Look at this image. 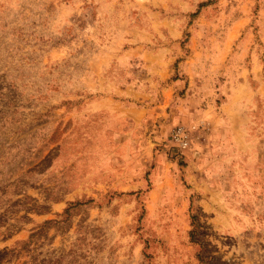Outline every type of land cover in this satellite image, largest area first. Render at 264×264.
<instances>
[{
  "label": "rangeland",
  "instance_id": "1",
  "mask_svg": "<svg viewBox=\"0 0 264 264\" xmlns=\"http://www.w3.org/2000/svg\"><path fill=\"white\" fill-rule=\"evenodd\" d=\"M0 264H264V0H0Z\"/></svg>",
  "mask_w": 264,
  "mask_h": 264
},
{
  "label": "built area",
  "instance_id": "2",
  "mask_svg": "<svg viewBox=\"0 0 264 264\" xmlns=\"http://www.w3.org/2000/svg\"><path fill=\"white\" fill-rule=\"evenodd\" d=\"M172 140L181 147H186L188 145L187 133L183 127H177L173 129L171 133Z\"/></svg>",
  "mask_w": 264,
  "mask_h": 264
}]
</instances>
